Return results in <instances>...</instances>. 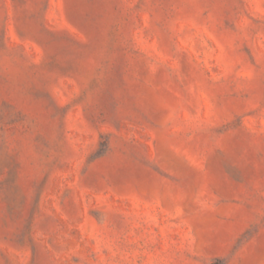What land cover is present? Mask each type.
<instances>
[{"label":"rangeland","instance_id":"374dc122","mask_svg":"<svg viewBox=\"0 0 264 264\" xmlns=\"http://www.w3.org/2000/svg\"><path fill=\"white\" fill-rule=\"evenodd\" d=\"M0 264H264V0H0Z\"/></svg>","mask_w":264,"mask_h":264}]
</instances>
